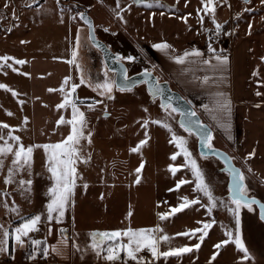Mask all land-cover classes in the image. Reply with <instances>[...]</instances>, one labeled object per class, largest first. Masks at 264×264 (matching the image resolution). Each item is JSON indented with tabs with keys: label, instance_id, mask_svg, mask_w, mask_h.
Wrapping results in <instances>:
<instances>
[{
	"label": "rangeland",
	"instance_id": "1",
	"mask_svg": "<svg viewBox=\"0 0 264 264\" xmlns=\"http://www.w3.org/2000/svg\"><path fill=\"white\" fill-rule=\"evenodd\" d=\"M69 1L71 3H83V0H59V3H57V0H32V3H41L38 4L39 6H32V9H23L25 0H17L16 6L18 9L15 10L19 18L16 19L17 23L13 25L16 29L13 34L15 38L6 39L7 35L0 38V55L11 56L15 53V56L12 57L24 59L27 63V57L34 51L37 42H45L50 38L47 43H54L57 30H54L53 27L57 25L58 21L61 22V18L63 21L65 18V16H60L56 12V6L59 4L67 5ZM87 1L91 6L94 5L92 10L82 6L76 9L75 6L67 5L69 11L74 12L76 22L80 20L77 14L80 9L88 10L93 15L97 26L101 25L100 27L108 29V21H112L114 28H118L120 31L124 30L125 33L135 39L137 38L138 41L143 39L139 37L142 25L141 18L143 19L141 12L148 9L144 4H132L131 10L123 13L127 21L125 24L112 11L116 7V0ZM194 1L148 0V2L153 3V7L160 4L165 6V18L160 17L163 20L161 30H163V33L165 32L164 36L175 39L178 45L186 47L188 44L196 42V34H193V32L195 29L200 30L199 28L202 29L204 39L209 40L211 36L217 41L224 40L225 45L228 44L231 37L223 34L224 31H221L218 37L213 36L215 27L210 28L205 23L208 21V17L207 20L204 17L203 26H201L198 20L199 15L203 14H201L202 12L199 15L198 13L195 14L196 11L193 10L194 4H196L197 9L202 7L201 0ZM1 3L4 4L2 0H0V5ZM120 3L121 7H126L131 3V0H120ZM215 3V14L219 7L225 8V5L227 8L233 7L234 25H226L224 29L231 33L248 30L255 45L262 52L261 57L264 56V3H261V0H250L248 3L245 0H215ZM172 8L175 13L170 16L167 12H171ZM246 8L251 9V11H244ZM93 11L99 13V17ZM0 13H4L5 17L0 19L2 23L7 27L11 25L13 22L12 9L5 10L0 7ZM238 13L242 14L240 15L241 20L237 17ZM58 16L60 17L58 18ZM105 17L107 18L105 22H97L99 18L103 19ZM182 17H187V23ZM56 19L59 20L56 21ZM250 24L251 29H249ZM31 29L32 31H30ZM205 29L212 31H205ZM149 30L146 31V36ZM21 41H27L28 43H21ZM138 62H141V58ZM26 63L24 65H14L19 69L18 72H13L10 68L0 70V83L8 85L19 93L18 96L14 97L10 92L0 89V122L7 123L12 128L17 129L13 135L20 136L24 145L28 146L33 143L32 133L29 129L31 123L30 83L28 75L22 74L27 73ZM78 78L76 83H79ZM93 92L88 91V96L92 98V101L78 105L81 111L85 112L88 129L92 131L90 145L87 140L81 141L82 153L85 155L90 154L91 159L87 164L80 161L76 165L78 173L83 179L77 180L73 198L74 205L68 207L71 214L69 222L74 228V241L79 245L80 251H82V247L91 245L90 233L92 232L123 230L128 227L133 229L154 228L157 225L163 229V232L158 235L166 234L172 237L170 241L160 243L161 251H168L170 247H191L199 242L197 237L188 238L176 234L201 227L202 225L197 223L198 221L211 223L212 220H215L212 228L209 229L208 236L201 243V247L198 250L194 249L191 253H183L178 257L190 256L198 260L209 257L211 260L213 254L216 253L214 261L231 260L240 256L237 259L239 260L238 263L242 264L241 256L243 254L235 249L234 243L225 245V249L214 247V245L227 238L225 236L226 231L235 228V220L228 210L230 204L228 195L229 173L224 170L223 163L215 156H206V158L201 156L198 151V137L195 133L189 135L180 127L178 122L179 113L172 114V118H169L168 122L178 135L187 138L188 148L193 158L197 160L206 182L213 191V195L218 199L217 207L209 214L205 207L208 204L207 197L202 192L194 191L195 178L190 168H180L175 175L169 170V165H183L185 160L183 155L178 156L175 161L170 159L171 155L179 149L176 148L174 143H169L171 133L166 128L157 124H149L147 132L150 138L147 144L142 147L140 152L130 151L141 139H144L145 129L141 127L143 119L150 117L153 120H164L167 117L165 111L160 107V100L151 97L146 84L140 83L132 88L130 92H121L114 89V99L111 100L107 97L98 99L99 97L97 98L94 95L96 92L92 94ZM20 100H23L24 103L20 104ZM97 100H103V104H97L94 109L89 110L87 105ZM145 108L148 109L147 112L144 111ZM7 111H11L14 115L8 116ZM25 117L28 120L26 125L24 124ZM8 132L9 129L0 128V135L4 137L3 140H0V145L4 144L5 141L12 143L9 140ZM218 142V139L213 137L212 145L217 146ZM12 159L13 155L9 153L5 159L4 167L0 169V225L5 228H9L16 217H22L31 211L35 210L38 214H45L46 205L49 202L48 188L54 182L51 179V173L47 170L46 153L43 149H35L30 169L26 165L24 170L14 177L13 183L6 184L5 177ZM142 161L145 162V166L140 173V182L136 183L137 174L135 169L139 167ZM235 162L242 168L248 194L264 197V185L259 186L256 184V179H253L250 170H248L250 166L247 162V165L239 160H235ZM21 179H32L33 184L30 192L24 191V187L19 185ZM179 180H186L189 183L181 185L178 190L169 191V189H175V185ZM84 184L88 185L86 189L83 186ZM185 196L189 200L199 198L200 203L190 205L166 220L158 218V213H165L170 208L177 206L181 202L180 198ZM220 200L224 203H219ZM5 204H7V207ZM13 207L19 209V215L10 210ZM252 209V211L246 207L240 209L244 211V213L240 211V234L253 258L250 261H244L243 264H264V259L261 258L264 256V222L259 220L257 206L253 205ZM130 211L131 216L128 215ZM253 213L256 214V221L254 217L253 220L258 226L252 224L250 218H248ZM84 231H87V234ZM123 242L127 243V238H123ZM116 243V241H105L103 247L107 248L110 244L114 245ZM252 246L257 248L252 250L250 248ZM257 251L262 256L259 257ZM7 254H2L0 257ZM19 254H22V252ZM139 255L147 259L154 258L147 249H144ZM123 256L125 257L126 254L122 252L121 257L123 258ZM160 258L169 260L172 256Z\"/></svg>",
	"mask_w": 264,
	"mask_h": 264
},
{
	"label": "crops",
	"instance_id": "2",
	"mask_svg": "<svg viewBox=\"0 0 264 264\" xmlns=\"http://www.w3.org/2000/svg\"><path fill=\"white\" fill-rule=\"evenodd\" d=\"M16 1L17 0H8L11 9H18ZM2 2L5 3V0H2ZM41 2L32 3V0H25L23 9H32V6L38 5ZM69 4L73 7L75 6L76 9L82 6L92 10L94 7V5L91 6L87 0H83V3H71V1H69L67 5ZM25 5L30 6L26 7ZM67 5L59 4L56 6V12L60 16H65V18L63 22L58 21L57 25L53 27L54 30H57L55 32L56 36L54 43H47L50 38L45 42H37L34 51L27 57L26 70L29 74L28 78L31 96V123L29 129L32 133L33 144L58 143L70 132V126L61 125L57 127L56 121L61 115L65 116L66 119H70L71 107L69 106L67 109L58 110L56 105L62 102L63 96L59 91L49 92L48 89H59L65 76H71L75 83L77 77H79L78 79L80 80L81 73L77 71L73 64L68 63V61L72 59L71 52L75 48L78 29L80 30V47L78 49L77 63L82 66L85 77L91 78L93 84L100 83L105 79V72H107L108 78L115 80V73L106 68L101 53L92 46L88 40L87 25L81 20L76 22V20L73 19L74 12L69 11ZM0 7L3 8L2 3ZM61 9H63V11H61ZM194 9L196 11L194 13L196 14V4H194L193 10ZM81 10L83 9H80L79 12H81ZM95 11H93V13H96L99 17L100 14ZM162 12L163 15H161ZM153 13H155V15H153ZM165 13V6L160 7L158 5L157 7L148 8L146 11L141 12L143 19L141 18L142 25L139 37L143 39L139 38L141 39L139 41L137 38L135 39L129 36L124 30L120 31L118 28H114L112 21H108V31H104V28L100 27L101 25L97 26L95 22V27L97 26L99 29L98 31L96 27V32L101 39L107 42L108 45L122 57L130 55L136 57L135 61H128L125 59L129 74H134L144 69L153 70L160 80H168L173 88L179 90L186 98L192 100L196 111L201 115L204 121L211 125L213 129L212 135L214 139L217 138L219 141L217 146L225 148L235 160H239L245 164L247 162L250 169L246 167L247 164L245 167L250 170L253 179H256V184L259 186L264 185V61L261 60L262 52L255 45L248 30H239V32L235 31L231 33L224 29L226 25H234L233 20L235 14L233 13L232 6L230 8H227L226 5L225 8L219 7L215 14L216 20L223 25V34L231 37L230 42L226 45L224 40L217 41L213 38L211 40L204 39L201 28H199L200 30L195 29L193 32V34H196V42H192L186 47L178 45L175 39L164 36L165 32L163 33V30H161L163 20L160 17L163 16L165 18ZM174 13L175 11L173 8L171 12H167L170 16H173ZM240 15L239 19L241 20L242 17ZM60 16H58V18ZM205 17L206 20L208 17V21L205 22L207 23L206 25L210 28H214L215 25L212 23L210 15H205ZM106 19V17L103 19L99 18L97 22L103 23ZM12 20L13 22L8 27L0 20V38H3V36L6 37L5 35L8 36L6 39L14 37L13 34L16 29L13 25L17 23V20ZM57 20L59 19H56V21ZM8 28L12 30L7 31ZM148 30L149 32L146 36V31ZM30 31H32V29ZM12 41L14 42V40ZM161 41H167L173 46L174 52L171 54L173 56L182 55L185 50L191 51L196 49L204 53L203 59H208L211 55L208 52V45L211 43L217 53L222 52L223 55L229 57V63L223 71L212 66L216 63L214 58L212 59V63L208 65L203 64L200 60H197L195 63L186 61L185 64H178L174 59H171L169 55H165L163 52L152 47L153 44ZM14 54L15 53L11 56H15ZM139 58H141V62H138ZM254 72H257L258 75H253ZM204 77H208L207 82H205ZM88 91L93 92V89L87 84L81 85L79 90H76L75 97L83 101L84 103L82 104H86L92 101V98L88 96ZM258 91L261 93L260 96L256 95ZM218 93H223L231 101V114L221 115L219 120L214 118V116L217 115L216 103L217 100L220 99V97L217 96ZM96 94H98V92L94 94L97 98L99 97L98 99L106 97H101ZM257 104L261 105V107H255ZM205 106H207V109ZM221 123L230 124V130L221 127ZM253 150H255V155L250 157L249 153H252ZM257 196L264 201V197H261V195ZM252 210L253 209L250 211ZM240 211L244 213V211ZM34 214H38V212L34 210L22 217H30ZM44 215L46 216V213ZM70 216L71 214L67 209L61 222L53 220L51 223H48L46 219H44L39 225V231L30 233L32 238L41 240L46 238L47 244L53 245L61 239V229L65 230L64 236L67 237L68 244L65 255L57 256L54 253L50 254L47 257L49 263L112 264V262H107L104 259L106 253H102L100 257H97L95 252L90 248V245L82 247V251H76L73 248V244H76V241H74V228L69 222ZM253 217L255 219L256 214L253 213L248 216L250 222L258 226L255 222L256 219L254 221ZM19 219L20 217H16L13 220L11 228L18 226L19 223L15 224V221ZM259 220L261 219L259 218ZM49 227L52 230L51 235H48ZM102 231L104 232L106 230ZM84 232L87 234V231ZM250 248L254 250L257 247L252 246ZM221 249H225V247L223 246ZM21 252L22 254H19ZM257 254L259 257L262 256L258 251ZM204 258L205 259L202 258L199 260L190 256L183 258L172 256L169 260L162 258H143L141 264H145V262L146 264H209L210 258ZM237 258H240V256H237ZM237 258L211 261V264H239ZM261 258L264 259V256ZM0 264L36 263L28 259L27 246L25 248H18L15 246L13 240H11V243L9 240V252L7 255L0 257ZM115 264H136V261H131L126 256H123V258L121 257Z\"/></svg>",
	"mask_w": 264,
	"mask_h": 264
},
{
	"label": "snow or ice",
	"instance_id": "3",
	"mask_svg": "<svg viewBox=\"0 0 264 264\" xmlns=\"http://www.w3.org/2000/svg\"><path fill=\"white\" fill-rule=\"evenodd\" d=\"M246 3L250 2V0H245ZM59 3V0H57ZM261 3H264V0H261ZM132 4H144L146 7H153L152 2H148V0H131L126 7H121L120 0H116V7L112 9L115 16L122 21L123 23H127L124 18L123 13L125 11H130ZM202 7L197 9L198 15L202 12L204 15H199V23L203 26L205 15H210L212 23L215 25L214 34L219 35L222 31L223 25L216 20L215 10L216 3L215 0H201ZM26 7L30 5H25ZM163 7L162 4L159 5ZM230 6V5H229ZM10 8V3L8 0H5L3 4V9L8 10ZM63 11V9H61ZM244 11H251V9H244ZM80 20H82L88 29V40L99 47V42L95 39L93 35L95 31V26L90 18H88L85 13H78ZM155 15V13H153ZM163 15V12L161 13ZM239 13L237 16L239 17ZM13 19L16 20L19 17L16 15L15 8L12 9ZM4 13H0V19H4ZM75 19V17H73ZM182 19L187 23V17H182ZM61 22L63 19L61 18ZM249 29H251V24L249 25ZM11 28H8L7 31H11ZM104 31H108L107 28ZM205 31H212L205 29ZM250 34V33H249ZM212 37H209L211 40ZM21 43H28L27 41H21ZM80 47V30H77L75 48L71 52V57L68 61L69 64H73L77 71L81 73L79 83L73 82L71 76H65L63 82L61 83L59 89L49 88V92L59 91L63 100L61 103L56 105L58 110L67 109L69 106L71 107V118L66 119L65 116L61 115L60 118L56 121L57 127L61 125L70 126L69 134L64 137L58 143H46V144H32L25 146L21 140V137L18 135H13V133L17 130L12 128L7 123L0 122V128L9 129L8 137L12 143L5 141L4 144L0 145V169L4 167L5 159L9 153L13 155V159L11 161V166L8 167L7 176L5 177V183L11 184L14 181V177L24 170L27 165L30 169L33 152L35 149H43L47 155L48 160V172L51 173V179L54 181L51 187L48 188L49 194V202L46 205V216L41 214H34L30 217H20L21 222L15 228H5L3 225H0V255L9 252V240H13L14 244L18 248L28 247V259L35 262L38 255H41L47 258L50 254H55L57 256H64L66 249L68 247L67 237L64 236V231L61 229V239L57 241L56 244L49 245L47 244V239H34L30 236V233L38 232L39 225L42 220L46 219L48 223H51L53 220L57 222H61L65 212L67 211L70 205H74V195L75 189L77 186V180L83 179V177L78 173L77 163L82 161L87 164L91 159L90 154L82 153V140H87V143L90 145L92 142V131L88 129V121L85 116V112L81 111L79 104L84 103L79 100L78 97H75L76 90L84 84H87L89 87L93 89V91L98 92V95L101 97L106 96L108 99H114L113 91L117 89L121 92L124 91H132V88L135 87V82H131V78L127 75V69H122L121 75L123 77L124 83H118L116 80H112L108 78L107 72H105V79L100 83H92L91 78H86L82 66L77 63L78 58V49ZM153 48L157 49L160 52H163L165 55H169L171 59H174L178 64H185L186 61L195 63L197 60L202 61L203 64H211L212 59L216 61L214 68L218 70H225L226 66L229 63V57L227 55H223V53H217L216 49L212 47V44L208 45V52L211 54L208 59H203L204 53L199 50L193 49L191 51L185 50L182 55H171L174 52L173 46L169 44L167 41H161L159 43H155L152 45ZM191 58V60H190ZM117 60L123 61H135V56H117ZM261 60L264 61V57H261ZM12 63H9V62ZM26 61L24 59H17L15 57L9 55H0V70L5 68H10L13 72H18L19 69L14 67V65H24ZM155 67V66H154ZM27 76L28 73H22ZM253 75H258L257 72H254ZM143 76L144 80L140 81L141 83L150 84V92L152 95L163 94V89L160 86L159 78H153L152 73L145 69ZM154 80V83L152 81ZM205 82H207L208 77H204ZM0 89H4L7 92H10L14 97L18 96L19 93L14 89L9 87L4 83H0ZM257 96H260L261 93L256 92ZM220 99L217 100L216 103V113L217 115L214 118L218 119L221 115H230L231 114V101L228 99L223 93L217 94ZM20 104H23L24 101L20 100ZM97 104H103V100H97L93 103H89L87 108L92 110L95 108ZM46 106V105H45ZM160 107L165 111L167 117L164 120L156 119L153 120L150 117L143 119L141 122V127L145 129L144 139H141L138 144L131 148V152H140L142 147L147 144L149 140V135L147 132V128L149 124H157L164 128H166L171 133V139L169 143H174L176 148L179 151L174 152L170 159L175 161L178 156L183 155L185 163L183 165L174 166L169 165V170L173 175H175L180 168L188 167L190 168L193 177L195 178V188L194 191L200 193L202 192L204 196L208 199V204L205 206L207 212L209 214L212 213L213 209L217 207L218 199L213 195V191L211 190L209 184L205 180L204 173L200 166L197 163V160L193 158L191 151L188 148V140L185 136L178 135L172 125L168 122L169 118H172L173 113H179L181 117H185L180 121V127L189 135L195 133L198 135L200 142L207 148L209 151L217 154L223 155L221 153H216V150L213 148L212 140L213 135L211 131L201 125L199 120H193L192 117L195 116V112L192 111H182L181 109L173 106L171 103H161ZM255 107L259 108L261 105L257 104ZM207 109V106H205ZM106 110V108H105ZM145 112L148 111L147 108L144 109ZM8 116L14 115L11 111H7ZM28 123L27 117L24 118V124ZM221 127H224L226 130H230V124L221 123ZM87 130V131H86ZM4 137L0 135V140H3ZM206 153L201 152V156L206 158ZM255 150L252 153H249V156H254ZM226 163H230L228 158L225 157ZM145 166V162L142 161L135 169L136 172V183L140 182V173ZM229 172L232 176V186H231V197L230 204L228 205V210L232 213L233 218L235 220V228L234 230L226 231L225 236L226 239L222 240L220 243L214 245L216 249H221L223 246L228 245L229 243H234L236 248L243 254L241 256V262L243 264L244 261H250L252 258L249 249L246 247L242 236L240 234L239 225H240V209L248 208L252 209V206L257 203L254 198H249L248 196V188L244 183L245 177L242 172L237 170L234 166H229ZM30 174V173H29ZM189 183L186 180H179L175 185V189H169V191L178 190L181 185ZM33 184L32 179L19 181V185L24 187V191L30 192L31 186ZM86 189L88 187L87 184L83 185ZM7 195V193H5ZM181 202L178 203L177 206L172 207L169 211L165 213H158V218L160 220H166L170 216H174L175 214L183 211L188 208L190 205L200 203L199 198L194 200H189L188 197L180 198ZM219 203H224L222 200ZM7 207V204H5ZM12 212H16L19 215V209L17 207H13L10 209ZM131 211L128 213L131 216ZM261 218L264 219V205H261ZM201 227L191 229L188 231H184L181 233H177L178 236H184L188 238L197 237L199 242L195 243L191 247L189 246H181L176 248H169L168 251L160 250V243L162 241L167 242L172 239L168 235H158L163 232V229L158 225L154 228H139L133 229L128 227L123 230H114V231H104V232H92L91 236V245L90 248L95 252L97 257H100L102 253H106L104 255V259L107 262H112L115 264L116 261L121 259V253H125L127 258L131 261H136V264H141L143 261V257L139 254L147 249L151 252V255L159 259L160 257H169V256H179L183 253H191L194 249L198 250L201 247V243L204 241L205 237L209 234V229L212 228L215 220L209 222H200ZM51 228L48 229V235H51ZM123 238H127V243L123 242ZM105 241H116L117 243L114 245H109L107 248L103 247ZM73 248L76 251H80L79 245L73 244ZM216 253L213 254L209 264L211 261L216 259ZM146 264V262H145Z\"/></svg>",
	"mask_w": 264,
	"mask_h": 264
},
{
	"label": "water",
	"instance_id": "4",
	"mask_svg": "<svg viewBox=\"0 0 264 264\" xmlns=\"http://www.w3.org/2000/svg\"><path fill=\"white\" fill-rule=\"evenodd\" d=\"M81 12L85 13V15L91 19V21L93 22L94 26H95V21L93 16L88 12V10H82ZM80 13V12H79ZM79 16V15H78ZM93 35L95 36V39L99 42V47H97L95 44H93L91 41L90 43L96 48L98 49L103 57V60L105 62L106 67L108 68L109 71H112L115 73V80L118 83H124L123 77L121 75V71L122 69H127V75L131 78V82H135V87L140 84L142 80L145 79V77L143 76L144 70H141L139 72H136L134 74H129L128 72V67L127 64L125 62V60L123 61H119L116 59L117 56H121L120 54H118L117 52H115L111 46L108 45L107 42H105L103 39H101L97 32H96V27H95V31L93 33ZM152 73L153 78H159L152 70H149ZM160 86L163 89V94H157V95H152L150 92V84L145 83L147 86V89L151 95V97L153 99L158 98L160 100L161 103H171L173 106L181 109L182 111L188 112V111H192L195 112V116L192 117V119L195 120H199L201 125H203L204 127L208 128L211 133L213 134V129L211 127V125L204 121L203 118L201 117V115L196 111V108L194 106V103L192 102V100H190L189 98H186L180 91H178L177 89L173 88L171 83L168 80H160ZM152 83H154V80L152 81ZM134 88V87H133ZM182 119H185V117H181L179 114L178 117V122L180 123V121ZM196 135V134H195ZM198 137V135H196ZM213 148L216 150V153H221L223 155H217L211 151H209V149H207L201 142L200 139L198 137V151L201 154V152L206 153V156H215L217 157L224 165V170L227 171L229 173V180H228V188H229V192L228 195L229 197H231V186H232V176L229 172V166H234L237 170H239L240 172L242 171L241 166H239L236 162L234 157L225 149L217 147V146H213ZM225 157L228 158L230 163H226L225 161ZM245 183V181H244ZM249 198H254L257 203L254 204L257 206L258 208V214H259V218L264 222V219L261 218V205H264V201L259 198L257 195H250L248 194ZM97 232V231H95ZM99 232V231H98Z\"/></svg>",
	"mask_w": 264,
	"mask_h": 264
},
{
	"label": "built area",
	"instance_id": "5",
	"mask_svg": "<svg viewBox=\"0 0 264 264\" xmlns=\"http://www.w3.org/2000/svg\"><path fill=\"white\" fill-rule=\"evenodd\" d=\"M213 36H214V37H218V36L215 35L214 33H213ZM35 263H36V264H50L49 261L47 260V258H45V257H43V256H41V255H38V256H37V259H36Z\"/></svg>",
	"mask_w": 264,
	"mask_h": 264
},
{
	"label": "trees",
	"instance_id": "6",
	"mask_svg": "<svg viewBox=\"0 0 264 264\" xmlns=\"http://www.w3.org/2000/svg\"><path fill=\"white\" fill-rule=\"evenodd\" d=\"M20 219L19 220H17V221H15V224H17V223H20ZM10 243H11V239H10ZM11 246V245H10ZM28 251H29V249H28Z\"/></svg>",
	"mask_w": 264,
	"mask_h": 264
}]
</instances>
